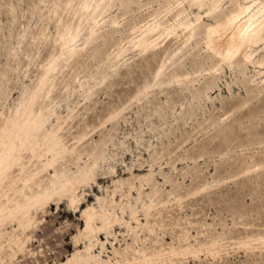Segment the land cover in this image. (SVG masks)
<instances>
[{"label":"rangeland","instance_id":"obj_1","mask_svg":"<svg viewBox=\"0 0 264 264\" xmlns=\"http://www.w3.org/2000/svg\"><path fill=\"white\" fill-rule=\"evenodd\" d=\"M68 1L0 0V141L31 103L35 113L42 107L45 113L39 137L31 140L33 147L26 146L0 196L19 199L21 181L36 173L30 189L23 190L27 197L68 181V195L77 201L72 206L66 194L53 197L44 211L33 212L36 223L29 230L6 219L0 225V261L137 264L142 255H160L153 264H264L263 246L253 253L239 244L252 232L264 235V176L240 178L246 165L264 158V115L258 114L252 126L248 111L264 109V90L255 87L264 82V70L249 83L251 67L238 71L222 65L217 87L205 101L203 88L211 79L203 71L216 61L201 31L163 78L170 82L172 74H190L192 81L169 89L160 80L154 87L156 72L177 45L140 54L129 43L131 30L166 16L185 0H115L95 42L74 43L84 50L65 67L58 65L55 92L43 101V69L58 57L59 36L77 21L71 9L78 0L64 12ZM254 3L253 11L259 10L258 0ZM205 12L207 7L188 9V18L195 22ZM253 51L254 62L264 58V39ZM236 102L243 104L241 114L227 121L234 135L225 141L221 115ZM150 204L145 219L142 205ZM89 208L94 227L108 218L106 230L84 233L82 214ZM113 216L121 222L113 223ZM15 238L24 240L22 251L8 245ZM186 247L197 253L169 256L171 249Z\"/></svg>","mask_w":264,"mask_h":264},{"label":"bare ground","instance_id":"obj_2","mask_svg":"<svg viewBox=\"0 0 264 264\" xmlns=\"http://www.w3.org/2000/svg\"><path fill=\"white\" fill-rule=\"evenodd\" d=\"M115 0H78L76 8H72L71 0L65 2L64 12L69 9L75 10L77 21L75 24L68 26L66 31L59 36V54L58 57L50 59L47 66L43 69V77L39 83V91H42L43 87H46V91L43 101L46 98L54 94L55 87L57 86L58 78L61 72H58V65L61 63L62 67H65L67 63L74 59L76 54L83 51L84 48L76 50L73 44L85 40V43L89 46L92 45L97 39V31L103 25L105 14L112 8ZM185 0V3H179L173 10L169 11L166 16L161 18H154L147 23L142 24L139 28H132L133 37L130 38L129 43L140 54H145L148 51L153 53L161 48H167V46L174 42L177 45L175 50L170 52L163 60L161 66L156 72V83L161 80V84L165 85V88H180L186 83H190V74H184L180 76L178 74L171 75V81L166 82L165 70L172 64V60H177L179 55L188 43L195 39L199 32H204V39L206 45V51L210 57L216 61L215 66H212L209 70H204L203 77L211 79V82L206 83L203 88V97L205 101L211 99L208 94L215 91L217 87L216 80H219L223 74L221 66H229L238 71L247 70L251 67L253 75L248 78L249 83H256L257 73L262 74L264 70V58H261L254 62L253 49L260 48L264 39V0H258V4L261 6L259 10L253 11L256 0ZM228 5L223 12V6ZM207 7L205 15L198 14L195 16V22L191 21L188 17V9L197 8L202 12L203 8ZM171 17V20L169 19ZM207 22L212 23H205ZM116 25L114 21L112 23ZM87 32V33H86ZM180 42V43H179ZM121 49L115 53V58L120 57ZM257 70H259L257 72ZM196 73V72H194ZM64 75H62L63 77ZM244 83L246 81L244 80ZM80 88L83 85L78 81ZM255 87L258 91L264 90V82L257 81ZM246 90V85L242 86ZM92 90H89L88 98L92 96ZM147 98V96H145ZM139 102V101H138ZM215 106V104H214ZM213 106V107H214ZM243 106V104H242ZM241 106V107H242ZM241 107L236 102L229 110L223 111L221 115V122L223 126L220 128V134L224 135V140L227 141L232 137L234 129L228 125L227 121H230L231 117L237 113L241 114ZM216 108V107H214ZM250 112V122L252 126L258 119V114L264 115V109L258 112L248 109ZM112 117L111 119H113ZM253 121V122H252ZM45 123V113L42 107L35 113L33 110V104L31 103L14 121L10 122V128L4 131V137L0 141V189L4 190L8 178L12 173V169L15 166L20 165L22 160V154L28 149L27 145L33 147L32 139H37L39 133L42 131ZM213 126L210 124L204 128L205 130ZM241 132V131H240ZM240 132H237L239 134ZM235 134V135H237ZM234 135V134H233ZM38 145V144H37ZM214 153V152H212ZM33 151H31V158H33ZM243 180H252L264 176V158L259 162H252L250 165H246L240 172ZM38 174H30L27 179L21 181L22 188L19 192V199H10L7 194L0 196L4 198L5 203H0V225L8 218L14 219L18 226L23 230H29L36 220L32 219L33 212L44 211L45 207L50 203L53 197H61L62 194H66L70 205L74 206L77 201L70 195L72 187L68 181L63 184H56V190H41L37 195H31L27 197L24 193V189H30ZM236 180V179H235ZM152 208L150 205H142L144 210L145 219L148 218V213ZM84 219V233L93 234L106 230L110 221L107 217L100 218V226H95V213L92 208L83 211ZM113 223L119 224L121 220L113 216ZM131 218L138 223L136 218V212H132ZM127 228H130L128 224ZM27 238V235L25 236ZM241 247L245 251H251L253 253L260 250V246L264 247V235L260 236L257 232H252L250 237L244 238L240 243ZM8 245H14L17 250L22 251L24 248V240L11 239L8 241ZM2 246L0 247V253ZM87 250V249H86ZM188 253L193 252L189 247L179 248L177 250L171 249L169 256L183 257ZM16 253L11 255V259H14ZM161 256H164L162 254ZM156 259H160V255L155 256ZM153 257H147L142 255L137 264H153ZM74 258V257H73ZM75 260V259H74ZM79 260V258H78ZM2 261V260H1ZM0 261V264H3ZM77 261V260H76ZM9 264H16L11 261ZM67 264H73L72 260H69ZM75 264H78L77 262ZM98 264V263H97ZM106 264V263H105ZM111 264V263H107ZM115 264H120L116 262Z\"/></svg>","mask_w":264,"mask_h":264}]
</instances>
